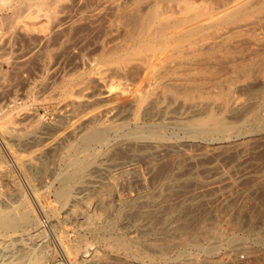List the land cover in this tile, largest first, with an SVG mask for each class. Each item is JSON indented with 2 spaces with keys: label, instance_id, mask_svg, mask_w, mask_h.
<instances>
[{
  "label": "rangeland",
  "instance_id": "obj_1",
  "mask_svg": "<svg viewBox=\"0 0 264 264\" xmlns=\"http://www.w3.org/2000/svg\"><path fill=\"white\" fill-rule=\"evenodd\" d=\"M4 1L0 2V115L3 114L0 116V128L3 131L8 130L9 133L5 131L7 135L2 134L0 137V168L2 169L0 171V207L6 205L10 207L13 203L18 204L22 195H25L26 201L37 214L39 221L41 222L45 218L49 225L44 242L32 240L28 235V237L23 236L24 238H22L17 233L5 231L6 234L11 233L9 234L11 236L14 234V237H9L10 242L7 241L9 239L3 240V243L15 244L16 247H10L18 248L14 251L17 252L19 247L22 249L21 241L28 246L26 247L23 244L24 250L17 252L16 257H12L16 260L12 258L11 260L19 264L20 261L24 260L23 255L25 258L29 255L31 247L42 243L40 250L45 251V253H48V251L53 253L47 262L48 264L55 256L64 252L74 264H98L93 261L92 256H87L92 254L93 251L99 255L108 252L107 254L112 256V260L108 264H153L150 257L158 262L156 264H219L228 262L230 264V260L239 253H246L251 258V264H264V140H262L264 139V95H262L264 84L260 80L263 79L262 76L259 77L260 79L258 76H256V79L255 76L240 79L238 89L235 88L237 92L234 89L233 94L230 95L232 98L231 103L221 107L223 109L212 111H216L218 115L220 114L219 117L222 118L216 117V123L219 122V119L220 122H224L223 125L227 124L222 130L217 129L216 124L213 125L212 129L214 119V122L208 119L209 123L212 124L208 123V126H210H207L209 129L206 131L195 133L191 129L184 128L191 125L193 121L200 120L203 115L201 120L205 121L207 117L209 118L205 115L212 114L206 111V113L203 111L200 115L198 113L195 116H193V113L185 114L184 111L179 109L185 98L184 94H178L179 97L177 94L175 95L176 101H172L171 107L173 115L171 113L166 115L168 118L161 115L159 119L162 118L163 120H159L155 116L153 117L154 120L149 119L145 122V129L142 127L139 131L136 127L137 122L133 116V111L130 112L128 108L123 109V111L121 108H115L114 112L111 110L108 114L104 108L106 104L104 105L100 101L97 102L100 97L106 96V92L108 94L111 84L118 85L119 92L123 93L125 91L121 95L122 99L131 97L132 91L136 90L138 82L140 83L141 80L133 73L135 71L139 75L136 65L143 60V58H140L141 55V57H145L143 61L145 59L148 61L153 56L156 61L152 59L149 62L157 64L160 61L158 62L160 63L159 66L164 64L167 72H170L169 66L174 69L173 66L175 67L179 59L185 58L188 61L197 57L195 55L199 54L201 50L203 52L206 50L205 48H210L211 42L212 44L218 42L217 45L221 44L217 50L218 58L221 56L226 57L227 54H230L229 50L235 53L239 48L238 52L240 53H236L235 56L238 57H236V60L248 59L256 52L264 54V0H55L56 2L46 0L49 4L45 0ZM151 4L153 6L150 7ZM31 5L35 7H31ZM41 5H43L42 8H40ZM156 6L159 11L161 10L162 17L157 15V13H160L157 12ZM19 7H22L23 10ZM152 10L155 13H152ZM2 16L4 17L2 18ZM27 16L28 18H26ZM153 16H155V19ZM162 18L164 20H160ZM184 20L185 23H181ZM157 21L158 23L161 22L160 28L157 27ZM165 21L167 22L165 23ZM255 23L259 25L257 26ZM154 24L157 28L154 27ZM242 26L244 27L242 28ZM162 27H165L163 30H166V45H163L165 40L161 42L162 46L155 44L154 41H146V44L141 41L144 40L146 34L149 32L155 34ZM189 31L192 32H190L191 37ZM168 33H171L170 37ZM236 33L238 34L236 35ZM199 38H202L200 42ZM127 40L128 42H126ZM137 44L143 46V48L148 47V50L141 47L143 50L140 53L145 50L143 54L136 53ZM226 44H229V46ZM181 45L183 46L181 47ZM235 48L237 49L235 50ZM194 49L200 52L196 53ZM191 50L193 53L195 52V55L191 54ZM223 51L226 55L221 53ZM207 52L208 50L204 53ZM130 53L132 56H130ZM150 53L152 54L150 55ZM175 53L180 54L179 57ZM118 54L120 55L118 56ZM135 54H138V57ZM146 54H148V58ZM220 54L222 55L220 56ZM115 55L118 56L119 62ZM181 55H184L183 58H181ZM124 56L127 61L124 60ZM168 56L177 59H170ZM136 58L139 61H136ZM221 60L223 58H220L219 64L222 63L224 66L222 64L218 65V61H216L215 64L217 65L214 63L210 65V71L212 72L216 68L217 70L213 71L215 74L212 73L216 76L221 74L220 79L223 76L227 80V76L231 75L232 70L229 67L231 68L233 64L231 62L233 61L225 58V61L221 62ZM184 62L186 61L184 60ZM130 63L132 64L130 65ZM133 63L135 67L132 66ZM194 73L198 74L196 71ZM217 73L219 74L217 75ZM227 73L229 74L226 75ZM91 77H94V81L91 80ZM99 78H103V82L98 80ZM95 79L98 81L95 82ZM226 80L224 83L228 84L230 81L227 80V82ZM86 82L90 86L87 84L84 87ZM101 82L105 83L101 84ZM97 84H101L102 88L105 85L104 90L101 89V85L99 87ZM82 85H84L83 87L88 94L81 90ZM79 86L81 89L78 88ZM72 87L81 90L80 93L83 91L82 95L77 89L72 90ZM90 87L92 90H90ZM87 89L90 91L88 92ZM102 90L103 95L101 94ZM72 91L76 94H74L75 96ZM84 95L85 97L90 95L86 98L92 95L91 99L93 98L92 100L96 102V107L93 105L78 108L76 105L74 106L76 107L75 110L73 108L75 97ZM99 95L102 96L97 98ZM214 97V95L212 97L205 96L206 101L209 98L214 99ZM254 97L257 101L254 100ZM166 104L168 102L164 105ZM92 109L98 111V118H100L97 121L98 128L100 127L101 130L104 128L100 131V133L104 132L100 136L101 139L104 136L102 140L104 145L99 142L95 147V150L99 153L95 159L97 161L85 172L86 174L72 177V179L68 178V180L66 173L72 170L70 158L73 160L77 155H82L85 149L80 147V150L76 146L77 149L75 148L74 152L73 150L68 152V147L71 146L70 144L76 145L80 140L79 137H81L79 135L87 132L89 127L85 128V126H88L87 120L91 116L89 111ZM214 113L215 117L216 114ZM3 116L7 118L9 116L10 118L6 119ZM196 116L201 117L197 118ZM33 118L35 119L33 120ZM5 119H10V122H6ZM140 119L142 121V117ZM76 121H79L78 124ZM225 121L228 123L225 124ZM185 122L187 125H185ZM8 123L10 124L8 125ZM74 124L75 126H73ZM32 125L35 126L32 127ZM72 128L76 130L73 132L71 131ZM33 130H35L34 132L37 131L35 139L27 143L26 141L18 142L17 138H20V135L21 138L22 136L25 138L26 133L28 134ZM12 133L16 140L12 139ZM137 133L140 134V139H138ZM16 134L19 136L16 137ZM229 135L232 136V139H224V136ZM121 141H123L122 144ZM244 142L251 144V151L249 149L248 153H242L236 148L237 143ZM159 144H165L166 146L165 151L163 149L159 154L160 156L155 157L147 154H150L154 149L156 150L160 146ZM6 146H8V149ZM173 146H176L175 150L171 148ZM67 154L69 155L66 156ZM191 154L196 156L202 154V156L191 161L189 159L192 157ZM26 157L27 160L29 158V161H25ZM246 160L247 162H244ZM4 164L6 166L2 167ZM68 169L71 170L68 171ZM247 172L248 178L244 176L243 179V175ZM250 173L251 175H249ZM63 175L66 176L63 177ZM64 188L65 193L71 194L69 201L65 204L61 201L62 199L59 200L60 198L56 196V193L61 189L64 190ZM143 191L147 193V196L140 198L138 193L140 194ZM15 193L16 195L17 193L23 194L20 197V195L14 196ZM18 197L19 201H17ZM120 198H123L124 205L122 206L119 202ZM3 202H6V205ZM34 230L32 229L31 232ZM35 231L32 235L37 233ZM143 233H146V235L143 236ZM139 234L143 236L146 242L139 244L141 245L139 246L141 251L139 260L127 257L123 253L120 256L121 259L116 255L114 256V251H110V249H113L112 245L115 243V239L124 236L129 239L131 237V240L139 243L137 238L140 236ZM133 235L135 238L132 239ZM233 238L235 240L232 245L234 251H229L228 242ZM203 249L209 250L211 256H205L202 252ZM18 255L20 260L17 259ZM195 256H198L200 261L191 259ZM164 257L166 261H164Z\"/></svg>",
  "mask_w": 264,
  "mask_h": 264
},
{
  "label": "bare ground",
  "instance_id": "obj_2",
  "mask_svg": "<svg viewBox=\"0 0 264 264\" xmlns=\"http://www.w3.org/2000/svg\"><path fill=\"white\" fill-rule=\"evenodd\" d=\"M3 2L4 0H0V2ZM6 1V0H5ZM4 1V2H5ZM8 1V0H7ZM32 1V0H31ZM49 1V0H48ZM48 1H46L45 0V2H47V4H49L48 3ZM55 1V0H54ZM89 1V0H88ZM14 2V1H13ZM53 2V1H52ZM56 2V1H55ZM235 2V1H234ZM238 2V1H237ZM43 3V2H42ZM117 3V2H116ZM119 3V2H118ZM242 3V2H241ZM258 3V2H257ZM12 4V3H11ZM28 4V3H27ZM114 4V3H113ZM147 4H149V3H147ZM154 4V3H153ZM169 4V3H168ZM174 4V3H173ZM234 4V3H233ZM236 4V3H235ZM1 5V4H0ZM9 5V4H8ZM54 5V4H53ZM75 5V4H74ZM95 5V4H94ZM116 5V4H115ZM117 5H119V4H117ZM122 5V4H121ZM161 5H162V3H161ZM5 6V5H4ZM25 6V5H24ZM30 6V5H29ZM33 5H31V7H32ZM51 6V5H50ZM101 6V5H100ZM126 6H127V4H126ZM150 7L151 6H153L152 4L151 5H149ZM175 6H176V4H175ZM174 6V7H175ZM33 7H35V6H33ZM38 6L36 5V8H37ZM43 7V5H41L40 6V8H42ZM47 7V6H46ZM54 7V6H53ZM134 7V6H133ZM158 7H159V5H158ZM165 7V6H164ZM185 7V6H184ZM188 7V6H187ZM19 8H22V7H19ZM25 8V7H24ZM28 8V7H27ZM118 8V7H117ZM120 8V7H119ZM156 8H157V6H156ZM169 8H170V6H169ZM18 9V8H17ZM29 9H33V8H29ZM46 9V8H45ZM81 9V8H80ZM85 9V8H84ZM83 9V10H84ZM101 9V8H100ZM104 9V8H103ZM111 9V8H110ZM115 9V8H114ZM158 9V8H157ZM178 9V8H177ZM252 9V8H251ZM21 10V9H20ZM22 10H23V8H22ZM22 10H21V12H22ZM51 10V9H50ZM118 10V9H117ZM181 10V9H180ZM184 10V9H183ZM27 11V10H26ZM94 11V10H93ZM96 11H97V9H96ZM120 11V10H119ZM153 11V10H152ZM154 11H155V8H154ZM152 12V13H155V12ZM159 11V9L157 10V12ZM250 11V10H249ZM36 12V11H35ZM109 12V11H108ZM122 12V11H121ZM161 12V10L159 11V13ZM248 12V11H247ZM34 13V12H33ZM32 13V14H33ZM151 13V14H152ZM175 13V12H174ZM209 13V12H208ZM17 14V13H16ZM22 14V13H21ZM98 14V13H97ZM99 14H100V12H99ZM106 14V13H105ZM119 14V13H118ZM18 15V14H17ZM123 15V14H122ZM125 15V14H124ZM156 15V14H155ZM157 15H159L160 17H162L163 15H161V13L160 14H158L157 13ZM203 15V14H202ZM10 16V15H9ZM52 16V15H51ZM140 16H142V15H140ZM159 16H158V18H159ZM4 16H2V18H3ZM12 17V16H11ZM15 17H17V16H15ZM19 17V16H18ZM17 17V18H18ZM35 17V16H34ZM95 17V16H94ZM129 17V16H128ZM144 17H146V16H144ZM154 17V19H155V16H153ZM166 17V16H165ZM195 17V16H194ZM256 17H257V15H256ZM22 18V17H21ZM26 18H28V16L26 17ZM50 18H52V17H50ZM87 18V17H86ZM124 18V17H123ZM133 18V17H132ZM139 18V17H138ZM148 18V17H147ZM204 18V17H203ZM5 19V18H4ZM55 19V18H54ZM88 19V18H87ZM146 19V18H145ZM150 19V18H149ZM148 19V21H150ZM166 19V18H165ZM190 19V18H189ZM195 19V18H194ZM211 19V18H210ZM33 20V19H32ZM77 20V19H76ZM101 20V19H100ZM121 20V19H120ZM131 20V19H130ZM139 20H141V19H139ZM153 20V19H152ZM157 20V19H156ZM160 20H164V18H162V19H160ZM159 20V21H160ZM173 20V19H172ZM183 20V19H182ZM196 20V19H195ZM261 20V19H260ZM96 21V20H95ZM154 21V20H153ZM169 21V20H168ZM257 21H258V19H257ZM264 21V20H263ZM26 22V21H25ZM120 22V21H119ZM130 22V21H129ZM139 22V21H138ZM163 22V21H162ZM167 21H165V23H166ZM173 22V21H172ZM174 22H175V20H174ZM187 22V21H186ZM256 22V21H255ZM260 22V21H259ZM11 23H14V22H11ZM20 23V22H19ZM92 23V22H91ZM93 23H95V22H93ZM135 23H136V21H135ZM134 23V24H135ZM153 23V22H152ZM160 23L161 22H159L158 23V21H157V27H159L160 28ZM164 23V24H165ZM169 23H170V21H169ZM168 23V24H169ZM179 23V22H178ZM181 23H185V20L184 21H182ZM202 23V22H201ZM244 23V22H243ZM15 24V23H14ZM98 24V23H97ZM132 24V23H131ZM148 24V23H147ZM159 24V25H158ZM183 24H182V26H183ZM256 25H257V23H255ZM261 24V23H260ZM263 24V23H262ZM151 25V24H150ZM155 25V24H154ZM169 25H171V24H169ZM181 25V24H180ZM200 25V24H199ZM208 25V24H207ZM244 25V24H243ZM259 25V24H258ZM257 25V26H258ZM9 26H11V25H9ZM22 26V25H21ZM27 26H28V24H27ZM36 26V25H35ZM120 26V25H119ZM246 26V25H245ZM29 27H30V25H29ZM109 27V26H108ZM113 27V26H112ZM122 27H123V25H122ZM125 27V26H124ZM147 27V26H146ZM155 28H157L156 27V25L154 26ZM165 27H167V26H165ZM165 27H162L161 29H162V31H161V29L159 30V29H157V30H159V31H161V32H159V31H157V32H155V34H153V33H151V32H149L150 34H152L151 36H150V34L148 33V34H146L145 36H144V40H141V41H143L144 42V44H146V41H154V43L155 44H158L159 46L161 45L162 46V41H164L165 40V42H163V43H165V44H163V45H166V41H167V39H165L166 38V33H165V31L166 30H163V29H165ZM184 27V26H183ZM187 27V26H186ZM192 27V26H191ZM198 27V26H197ZM222 27V26H221ZM244 26H242V28H243ZM247 27V26H246ZM1 28V27H0ZM17 28V27H16ZM94 28V27H93ZM175 28V26L173 27V29ZM189 28V27H188ZM187 28V30H189ZM256 28V27H255ZM13 29V28H12ZM151 29V28H150ZM154 29V28H153ZM167 29V28H166ZM172 29V30H173ZM179 29V28H178ZM199 29V28H198ZM248 29V28H247ZM260 29H262V28H260ZM11 30V29H10ZM132 30V29H131ZM171 30V29H170ZM171 30V31H172ZM191 30V29H190ZM192 30H194V29H192ZM220 30H222V29H220ZM231 30V29H230ZM253 30H255V29H253ZM19 31V30H18ZM144 31V30H143ZM155 31V30H154ZM168 31V30H167ZM175 31V30H174ZM177 31V30H176ZM217 31V30H216ZM233 31V30H232ZM251 31V30H250ZM261 31V30H260ZM92 32V31H91ZM130 32V31H129ZM136 32V31H135ZM147 32V31H146ZM145 32V33H146ZM170 32V31H169ZM178 32H179V30H178ZM186 32H188V31H186ZM190 32L191 31H189V35H190ZM206 32V31H205ZM221 32V31H220ZM235 32V31H234ZM248 32V31H247ZM253 32H255V31H253ZM263 32V31H262ZM9 33V32H8ZM95 33V32H94ZM102 33V32H101ZM175 33V32H174ZM184 33V32H183ZM192 33V32H191ZM196 33V32H195ZM219 33V32H218ZM243 33V32H242ZM257 33V32H256ZM5 34V33H4ZM131 34V33H130ZM188 34V33H187ZM217 34V33H216ZM221 34H222V32H221ZM238 33H236V35H237ZM112 35V34H111ZM129 35V34H128ZM144 35V34H143ZM219 35V34H218ZM223 35V34H222ZM232 35V34H231ZM248 35V34H247ZM256 35V34H255ZM30 36V35H29ZM85 36V35H84ZM83 36V37H84ZM132 36V35H131ZM168 36L170 37L171 36V33L169 34L168 33ZM181 36V35H180ZM188 36V35H187ZM227 36H228V34L226 35V38H227ZM250 36V35H249ZM260 36V35H259ZM7 37H9V36H7ZM87 37V36H86ZM126 37V36H125ZM184 37H185V34H184ZM190 37H191V35H190ZM214 37V36H213ZM224 37V36H223ZM256 37V36H255ZM24 38V37H23ZM110 38V37H109ZM143 38V37H142ZM172 38V37H171ZM176 38V37H175ZM174 38V39H175ZM218 38H220V37H218ZM217 38V39H218ZM258 38V37H257ZM260 38V37H259ZM147 39V40H146ZM182 39V38H181ZM200 40H199V42L202 40V38H199ZM214 39V38H213ZM106 40H108V39H106ZM110 40V39H109ZM131 40V39H130ZM191 40V39H190ZM248 40V39H247ZM30 41V40H29ZM113 41V40H112ZM171 41V40H170ZM192 41V40H191ZM215 41V40H214ZM213 41V42H214ZM251 41V40H250ZM256 41V40H255ZM254 41V42H255ZM258 41V40H257ZM126 42H128V40L126 41ZM139 42V41H138ZM137 42V43H138ZM222 42H224V41H222ZM237 42V41H236ZM148 43V42H147ZM185 43H187V42H185ZM190 43V42H189ZM191 43H193V42H191ZM207 43V42H206ZM219 43V42H218ZM218 43H213L212 44V42H211V46H209L210 48L209 49H207V48H205L206 50H208V52L207 53H204L205 51H203L202 52V50H201V52L199 51L200 50V46H199V54H197V55H195L194 53H193V49L191 50L192 52H191V54L193 55H195V56H197V57H195V58H192V59H190V60H186L185 58L184 59H179V61H177V63H176V65H175V67L173 66V68L174 69H171V67L169 66V65H167V66H169V70H171L170 72H167V69L165 68V65L163 64H161L160 66H159V64L160 63H158V62H160V61H158L157 62V64H155V63H151V62H149L150 60H152V59H154V57L152 56L151 58L152 59H150V60H148V61H146V59H145V61H143L144 60V56L143 57H141L140 56V58H143V60L142 61H140L138 64L136 63V62H134V61H132V62H134V63H136L137 65H136V69L138 70V73H139V75L137 74V72H135L133 69V73H135L138 77H140L139 78V80H140V83L138 82V86L136 87V90L135 91H132V95H130V92H129V95L131 96L130 98L128 97V99L126 98V99H122L123 97L121 96V95H123L124 94V92L123 93H121V92H119L120 91V88H118V85H113V84H111V87H110V90H108V94H107V92H106V96H104L102 93H103V88H104V86L105 85H103V88H102V85L101 84H104V83H102L103 81H102V79L103 78H99L98 80H101L102 82H101V89H103L102 90V92H101V94L103 95H99V96H97V98H99L100 96H102V97H100L98 100H97V102L98 101H100L101 103H104V105H105V111H107V113L109 114L110 112H111V110L113 111L115 108L116 109H118V108H121L122 109V111H123V109H127L128 108V110L131 112V111H133V113H134V117H135V120H136V127H137V129H138V131H139V129L141 128L142 129V127H144V129L146 128V123L145 122H147V121H149V119H153V117H155L156 116V118H158L159 119V117H161V115H163V116H165V117H167L168 118V116H166V115H168V114H170L171 113V111H173V110H171V107H172V101H176V99H175V95L177 94H184V96H185V98H184V100L181 102V108L179 107V109H181L182 111H184L185 112V114L187 113V115L190 113V114H194L193 116H195V114H198V115H200L203 111L205 112H211L212 114H210L209 113V115L207 114V115H205V116H209V118L207 117H205L206 118V120L204 121V120H201L202 119V117L204 116L203 114V116L201 117V116H196L197 118H199V117H201L200 118V120L199 119H197L196 120V122H192V124L191 125H188V126H185V125H187L186 124V122H185V127L184 128H186V129H191V130H193V132L195 131V133H199L200 131L202 132V131H206L207 129H209L208 127L212 124H210L209 122V120H211V122L213 121V119H214V123L212 124V129H213V125L215 126V124H216V128L217 129H219V130H222L223 129V127H225L227 124H226V122L227 121H225V124L226 125H223V123L222 122H220V120L219 119H222V118H220L219 117V115L217 114V112L216 111H214V112H216V113H214V112H212L213 110H215V109H223V108H221V107H224V105H226V104H230L231 102V96L230 95H232L233 94V90L236 88V89H238L237 88V86H239L238 85V82H239V80L240 79H242L243 77H245V78H250L251 76H255V79H256V76H258V78L260 77L261 78V76H262V78L263 79H260L261 80V82L264 84V54H262V53H257L256 52V54L255 55H252L250 58H248V59H237L236 60V57L237 56H235L236 55V53L238 52V50L240 49H238V50H236L237 48H235V53H234V51L232 52V51H230L229 50V52H230V54H225V52L223 53V52H221L222 54H224V55H226V57H222L221 55L222 54H220V58L222 59L223 58V60H221V62L222 61H225L224 60V58L225 59H227V60H229L230 61V59L233 61V62H231V63H233L232 65H231V68L229 67V69H231L232 71H233V73H232V71H231V75H228L229 73H227L226 75H228L227 76V80L228 81H230V82H228L225 78H223V76H222V79H220L221 77H219L221 74H219V73H217V75L219 74V76H216V75H214L215 73V70H217L216 68H215V70H213L212 72L214 73H212L210 70V65H212L213 63L215 64V63H217L216 61H218V65H221V64H219V61H220V58H218L219 56L217 55L218 54V52H217V50H218V47H220L221 46V44L220 45H217ZM240 43V42H239ZM247 43V42H246ZM249 43V42H248ZM259 44H260V42H258ZM257 43V44H258ZM263 43V42H262ZM98 44V43H97ZM102 44V43H101ZM114 44V43H113ZM128 44V43H127ZM131 44V43H130ZM139 44H140V42H139ZM230 44V43H229ZM229 44H226V45H228L229 46ZM237 44V43H236ZM256 44V45H257ZM135 45V44H134ZM142 45V44H141ZM167 45H168V43H167ZM203 45V44H202ZM225 45V46H226ZM239 45V44H238ZM252 45V44H251ZM112 46V45H111ZM137 46H138V44H137ZM136 46V47H137ZM145 46V45H144ZM149 46H150V42H149ZM172 46V45H171ZM175 46V45H174ZM183 45H181V47H182ZM187 46V45H186ZM227 46V47H228ZM231 46V45H230ZM236 46V45H235ZM234 46V47H235ZM259 46V45H258ZM261 47H262V45H260ZM86 47V46H85ZM139 47H140V50L138 51V49H139ZM141 47L143 48V46H138V48L137 49H135V50H137V51H135L134 49H132L133 51H135L136 53L138 52V54H143V52L145 51H143V52H141L140 53V51L141 50H143V49H141ZM147 47V46H146ZM166 47V46H165ZM178 47V46H177ZM188 47V46H187ZM194 47V46H193ZM204 47V46H203ZM226 47V48H227ZM239 47H240V45H239ZM249 47V46H248ZM109 48V47H108ZM126 48V47H125ZM124 48V49H125ZM160 48V47H159ZM158 48V49H159ZM162 48H164V47H162ZM197 48H198V46H197ZM264 48V47H263ZM110 49V48H109ZM146 50H148V47L147 48H145ZM157 49V50H158ZM175 49H176V47H175ZM190 49V48H189ZM201 49H202V46H201ZM227 49H229V48H227ZM233 49V48H232ZM245 49V48H244ZM248 49V48H247ZM261 49V48H260ZM156 50V49H155ZM195 51H196V49H194ZM225 51H226V49H224ZM124 51H126V50H124ZM129 51V50H128ZM127 51V53H129ZM160 51H161V49H160ZM175 51V50H174ZM198 51H196V53L198 52ZM248 51H250V50H248ZM257 51V50H256ZM263 51V50H262ZM109 52V51H108ZM130 52H132V51H130ZM135 52H133V53H135ZM149 52V51H148ZM217 52V53H216ZM220 52V51H219ZM228 52V53H229ZM264 52V51H263ZM116 53V52H115ZM120 53V52H119ZM124 53V52H123ZM123 53H122V56H123ZM126 53V54H127ZM153 53H154V51H153ZM165 53V52H164ZM170 53H171V51H170ZM178 53V52H177ZM180 54H181V51L179 52ZM185 53V52H184ZM187 53V52H186ZM240 52H238V54H239ZM98 54V53H97ZM113 54H114V52H113ZM125 54V55H126ZM131 54V53H130ZM138 54H135L136 55V57H138L137 55ZM149 54V53H148ZM148 54H146V56H147V58H148ZM152 53H150V55H151ZM156 54V53H155ZM155 54H153V55H155ZM167 54V53H166ZM176 54V53H175ZM180 54H176V56H178L179 57V55ZM237 54V55H238ZM253 54V53H252ZM48 55V54H47ZM100 55V54H99ZM110 55V54H109ZM117 55V54H116ZM115 55V56H116ZM120 54H118V56H119ZM128 55V54H127ZM135 55H133V56H135ZM145 55V54H144ZM223 55V56H224ZM98 56V55H97ZM118 56H116L117 58V61L119 62L120 60H118ZM129 56V55H128ZM130 56H132V54L130 55ZM156 56V55H155ZM164 56V55H163ZM167 56V55H166ZM173 56V55H172ZM175 56V55H174ZM175 56V57H176ZM182 57L181 58H183V56L184 55H181ZM239 56V55H238ZM250 56V55H249ZM248 56V57H249ZM91 57V56H90ZM106 57V56H105ZM109 57V56H108ZM162 57V56H161ZM175 57H169L168 56V58H170V59H173V58H175ZM244 57H246V56H244ZM103 58H104V56H103ZM114 58V57H113ZM119 58H121V57H119ZM124 58V60L125 61H127V59L125 58V56L123 57ZM128 58V57H127ZM131 58V57H130ZM139 58V59H140ZM163 58V57H162ZM167 58V57H166ZM167 58V59H168ZM188 58V57H187ZM238 58V57H237ZM111 59H112V57H111ZM134 59V58H133ZM169 59V60H170ZM175 59H177V58H175ZM218 59V60H217ZM113 60V59H112ZM122 60V59H121ZM123 60V61H124ZM132 60V59H131ZM138 59L136 58V61H137ZM141 60V59H140ZM184 60L186 61V62H184ZM84 61V60H83ZM139 61V60H138ZM153 61H156L155 59L153 60ZM163 61H165V60H163ZM171 61V60H170ZM117 62V63H118ZM129 62H131L130 60H129ZM166 62V61H165ZM165 62H162V63H165ZM105 64H107L106 62H104ZM109 63H111V62H109ZM128 63V62H127ZM133 63V67H135L134 64ZM168 63H170V62H168ZM223 63H225V62H223ZM104 64V65H105ZM122 64H124L123 62H122ZM132 63H130V65H131ZM155 64V65H154ZM167 64V63H166ZM217 64H215V65H217ZM227 64V63H226ZM229 64H230V62H229ZM119 65H121V64H119ZM111 66V65H110ZM113 66V65H112ZM131 66V67H132ZM166 66V67H167ZM222 66H224L223 64H222ZM230 66V65H229ZM126 67H127V65H126ZM129 68V67H128ZM168 68V67H167ZM212 68V67H211ZM219 68V67H218ZM117 69H119V68H117ZM130 69V68H129ZM128 69V70H129ZM93 70V69H92ZM131 70V69H130ZM129 70V71H130ZM86 71V70H85ZM108 71V70H107ZM128 71V72H129ZM194 71H196V72H198V74L197 73H194ZM229 71V70H228ZM112 72V71H111ZM122 72V71H121ZM218 72V71H217ZM94 73V72H93ZM96 73V72H95ZM100 73V72H99ZM110 73V72H109ZM125 73V72H124ZM94 75V74H93ZM92 75V76H93ZM96 75V74H95ZM104 75V74H103ZM102 75V76H103ZM120 75H122V74H120ZM127 75V74H126ZM168 75H170V77H168ZM101 76V77H102ZM128 76V75H127ZM132 76V75H131ZM107 77V76H106ZM123 77V76H122ZM226 77V76H225ZM93 78V79H92ZM118 78V77H117ZM137 78V77H136ZM135 78V79H136ZM252 78H254V77H252ZM257 78V79H258ZM138 79V78H137ZM228 82V84L227 83H224L225 82V80ZM90 80V79H89ZM91 80L92 81H94V77H91ZM97 79H95V82L96 81H98ZM127 80V79H126ZM138 80V81H139ZM259 80V81H260ZM263 80V81H262ZM87 81H88V79H87ZM104 81H106V80H104ZM135 81H137V80H135ZM81 82V81H80ZM90 83H91V81H89ZM94 82V83H95ZM111 82V81H110ZM93 83V82H92ZM100 83V82H99ZM131 83V82H130ZM246 83V82H245ZM83 84V83H82ZM86 84V85H85ZM84 85H82V87L84 86V87H86L87 86V82L85 83ZM108 84V83H107ZM110 84V83H109ZM108 84V85H109ZM116 84V83H115ZM134 84V83H133ZM89 85V84H88ZM92 85V84H91ZM97 85H99V84H97ZM100 85H99V87H100ZM126 85V84H125ZM137 85V84H136ZM81 86V85H80ZM80 86L78 87L79 89H81L80 88ZM90 86V85H89ZM89 86H88V88H89ZM94 86H95V84H94ZM261 86V85H260ZM84 87L81 89V90H84L85 91V93L86 94H88L87 92H86V90L84 89ZM135 87V86H134ZM78 88H75V89H73V87H72V90H78V92L80 93V91L81 90H79ZM133 88V87H132ZM261 88V87H260ZM134 89V88H133ZM236 89H235V91H236ZM90 90H92V88L90 87ZM89 89H87V91L89 92L90 91ZM94 90H95V88H94ZM119 90V91H118ZM122 90V89H121ZM130 90V89H129ZM263 90V89H262ZM73 92V93H72ZM71 93L74 95L75 93H74V91H72ZM76 92V91H75ZM83 92V91H82ZM81 92V93H82ZM94 92V91H93ZM237 92V91H236ZM264 92V91H263ZM77 93V92H76ZM80 93V94H81ZM172 93V94H171ZM261 93V92H260ZM84 94V93H83ZM85 94V95H86ZM98 94V93H97ZM100 94V93H99ZM104 94H105V92H104ZM242 94V93H241ZM244 94V93H243ZM73 95H72V97H73ZM76 95V94H75ZM74 95V96H75ZM82 95V94H81ZM85 95L84 96H81V97H75V105H73V108H75V110H76V107H74V106H76L77 105V107L78 108H83V107H87V106H89V107H91V106H93V105H95L96 104V102L94 101V100H92L91 99V97H92V95H91V97H89V98H86L87 96H90V95H87L86 97H85ZM126 95V94H125ZM215 96L214 97V99L213 98H209L207 101H206V99L207 98H205V96L206 97H208V96ZM245 95V94H244ZM255 95V94H254ZM253 95V96H254ZM262 95H264V93L262 94ZM78 96V95H77ZM94 96H95V92H94ZM181 96H183V95H181ZM258 96H261V95H258ZM258 96H257V98H258ZM71 97V96H70ZM122 97V98H121ZM178 97H179V95H178ZM245 97V96H244ZM95 98H96V96H95ZM94 98V99H95ZM205 98V99H204ZM240 98V97H239ZM251 98V97H250ZM180 99V98H179ZM197 99H199V100H197ZM213 99V100H212ZM244 99V98H243ZM259 99V98H258ZM263 99V98H262ZM205 100V101H204ZM211 100V101H210ZM254 100L255 101H257V99H255V97H254ZM260 100H261V98H260ZM241 101V100H240ZM252 101V100H251ZM259 101V100H258ZM166 102H168V104H166V105H164ZM180 102V101H179ZM260 102V101H259ZM74 103V102H73ZM249 103V102H248ZM251 103H253V102H251ZM236 104V103H235ZM258 104V103H257ZM72 105V104H71ZM95 107H96V105H95ZM231 107V106H230ZM245 107V106H244ZM93 108V107H92ZM229 108V107H228ZM232 108H234L233 106H232ZM247 108V107H246ZM89 109V108H88ZM85 110V109H84ZM99 110V109H98ZM127 110V111H128ZM180 110V111H181ZM231 110V109H230ZM234 110V109H233ZM254 110V109H253ZM89 111V110H88ZM91 111H93V112H91ZM91 111H89V114H91V116H90V118H89V120H87L88 122H87V124H88V126H85V128L86 127H89L88 128V130H87V132L86 133H84V134H81V135H79V136H81V137H79L80 138V140H79V142H77V144L76 145H74V144H70L71 146L70 147H68L69 149H68V152L70 151H72L73 150V152L75 151V148H76V146H77V148H79L80 149V147L81 148H85L84 149V151H83V154L82 155H77L76 156V158L75 159H71L70 158V160H71V166H72V170L71 169H68V171L69 170H71L70 172H67L66 174H67V179L68 178H70V179H72V177L74 178V177H78V176H80V175H84V174H86L85 172L86 171H88L94 164H95V162L97 161H95V159H96V156L99 154L98 153V151L97 150H95V147L97 146V144L100 142V144H103L104 142L102 141L103 140V137H102V139H101V133H102V135L104 134V132H101L100 133V131H102L101 129H100V127L98 128V124H97V121L98 120H100V118H98V111H94L93 109L91 110ZM100 111V110H99ZM105 111H104V113H105ZM177 111V110H176ZM10 112V111H9ZM12 112H13V110H12ZM11 112V113H12ZM77 112H79V111H77ZM100 112H103V111H100ZM114 112V111H113ZM112 112V113H113ZM205 112V113H206ZM228 112V111H227ZM10 113V114H11ZM111 113V114H112ZM124 113V112H123ZM174 113V112H173ZM182 113V112H181ZM180 113V114H181ZM204 113V114H205ZM213 113L214 114H216V116L214 117V115H213ZM230 113H231V111H230ZM128 114H129V112H128ZM172 114V113H171ZM242 114V113H241ZM247 114V113H246ZM3 115V114H2ZM2 115H0V116H2ZM6 115V114H5ZM8 115H9V113H8ZM12 115V114H11ZM102 115V114H101ZM132 115V114H131ZM160 115V116H159ZM173 115V114H172ZM81 116V115H80ZM179 116V115H178ZM186 116V115H185ZM192 116V117H193ZM237 116V115H236ZM245 116V115H244ZM4 118L6 117V116H3ZM78 117V116H77ZM142 117V121H141V118ZM189 117V116H188ZM187 117V118H188ZM191 117V118H192ZM219 117V119H218V123H216V120H217V118ZM224 117V116H223ZM248 117V116H247ZM2 118V117H1ZM8 118H10L9 116H8ZM7 117H6V119H8ZM11 118H13V117H11ZM72 118V117H71ZM76 118V117H75ZM98 118V119H97ZM129 118V117H128ZM133 118V117H132ZM164 118V117H163ZM195 118V117H194ZM215 118H216V120H215ZM5 119V120H6ZM14 119V118H13ZM35 118H33V120H34ZM124 119V118H123ZM122 119V120H123ZM161 120H163L162 118H160ZM159 119V120H160ZM169 119H170V117H169ZM204 119V118H203ZM209 119V120H208ZM31 120V119H30ZM80 120V119H79ZM132 120V119H131ZM154 120V119H153ZM157 120V119H156ZM190 120V119H189ZM226 120V119H225ZM4 121V120H3ZM10 122V119L9 120H6V122ZM14 121V120H13ZM38 121V120H37ZM158 121V120H157ZM176 121V120H175ZM222 121V120H221ZM79 122V121H78ZM78 122L76 121V123L78 124ZM85 122V121H84ZM100 122V121H99ZM98 122V123H99ZM104 122V121H103ZM128 122V121H127ZM141 122H144V123H141ZM190 122V121H189ZM11 123H12V119H11ZM14 123L16 124V122L14 121ZM83 123V122H82ZM129 123V122H128ZM162 123V122H161ZM176 123V122H175ZM191 123V122H190ZM208 123L210 124L209 126H208ZM228 123V122H227ZM10 123H8V125H9ZM70 124V123H69ZM85 124V123H84ZM83 124V125H84ZM87 124H85V125H87ZM103 124V123H102ZM148 124V123H147ZM232 124V123H231ZM6 125H7V123H6ZM12 125V124H11ZM31 125V124H30ZM128 125V124H127ZM158 125H161V124H158ZM16 126V125H15ZM14 126V127H15ZM35 125H32V127H34ZM73 126H75V124L73 125ZM72 126V127H73ZM77 126V125H76ZM108 126V125H107ZM149 126V125H148ZM208 126V127H207ZM230 126V125H229ZM80 127V126H79ZM211 127H210V129H211ZM10 128V126L8 127V129ZM76 128V127H75ZM73 129V130H71V131H73L74 132V130H76V129ZM78 128V127H77ZM84 128V127H83ZM6 129H7V127H6ZM33 129H35V128H33ZM40 129V128H39ZM105 129H107V128H105ZM140 129V130H141ZM143 129V131H145L146 132V130H144ZM150 129V128H149ZM157 129H159V128H157ZM30 130V129H29ZM31 130H32V128H31ZM37 130V129H36ZM80 130V129H79ZM109 130H110V128H109ZM150 130H152V129H150ZM149 130V131H150ZM181 130V129H180ZM215 130V129H214ZM227 130H229V129H227ZM230 130H231V128H230ZM6 131V130H5ZM3 131V129H1L0 128V137H1V135L2 134H6V132L8 131ZM9 131H11V130H9ZM14 131V130H13ZM35 130H33L32 132H30V133H26V135L27 136H25V138H23L24 136H22V138H21V135L19 136L20 138H17L18 139V142L20 141H26V143L28 142V141H31L32 139H35V137H36V132H34ZM39 131V130H38ZM78 131V130H77ZM84 131V130H83ZM106 131V130H105ZM212 131V130H211ZM225 131V130H224ZM224 131H221V132H224ZM141 132V131H140ZM154 132V131H153ZM7 133H9V132H7ZM14 133V132H13ZM12 133V134H13ZM17 133V132H16ZM32 133V134H31ZM155 133V132H154ZM214 133H215V131H214ZM226 133V132H225ZM15 134V133H14ZM14 134H13V138L12 139H14L15 137H14ZM22 134V133H21ZM41 134V133H40ZM74 134H76V133H74ZM106 134V133H105ZM138 134V133H137ZM149 134V133H148ZM160 134H161V132H160ZM7 135V134H6ZM11 135V134H10ZM24 135V134H23ZM140 134H138V139H140L139 136ZM156 135V134H155ZM155 135H153V136H155ZM17 136V134H16V137H18ZM75 136V135H74ZM121 136V135H120ZM130 136V135H129ZM128 136V137H129ZM4 137V136H3ZM142 137V136H141ZM145 137V136H144ZM156 137H157V135H156ZM160 137V136H159ZM77 138V137H76ZM75 138V139H76ZM132 138V137H131ZM147 138V137H146ZM151 138V137H150ZM23 139V140H22ZM117 139V138H116ZM199 139V138H198ZM224 139H232V136H224ZM14 140H16V139H14ZM104 140H106L105 138H104ZM129 140V139H128ZM143 140V139H142ZM159 140V139H158ZM254 140V139H253ZM262 140H264V139H262ZM127 141V140H126ZM249 141V140H248ZM122 142L123 141H121V144H122ZM241 142V141H240ZM250 142V141H249ZM249 142H244V143H241V144H239V143H237V145H236V148L237 149H239V151L240 152H242V153H248V151H249V149H250V151H251V148H250V146H251V144L249 143ZM111 143V142H110ZM117 143V142H116ZM120 143V142H119ZM126 143V142H125ZM125 143H123V144H125ZM180 144V143H179ZM5 145H7L6 143H5ZM59 145V144H58ZM104 145V144H103ZM118 145V144H117ZM128 145H129V143H128ZM160 145V144H159ZM259 145V144H258ZM257 145V146H258ZM79 146V147H78ZM126 146V145H125ZM157 146V145H156ZM155 146V147H156ZM4 147V146H3ZM7 147V149H8V146H6ZM114 147V146H113ZM175 147V148H174ZM261 147V146H260ZM76 148V149H77ZM120 148V147H119ZM129 148V147H128ZM162 148V150H160ZM171 148H173L174 150L176 149V146H173V147H171ZM170 148V149H171ZM226 148V147H225ZM234 148V147H233ZM254 148V147H253ZM252 148V149H253ZM1 149H2V146H1ZM116 149V148H115ZM163 149H164V151H165V149H166V146H165V144H161L160 146H158L157 147V149L155 150H152L151 152H150V154L149 153H147V151H149L148 149H147V151H146V153L148 154V155H151V156H160L159 154H161V152L163 151ZM217 149V148H216ZM81 150V149H80ZM122 150V149H121ZM134 150V149H133ZM132 150V151H133ZM178 150V149H177ZM39 151V150H38ZM123 151V150H122ZM136 151V150H135ZM253 151V150H252ZM114 152V151H113ZM129 152H131V151H129ZM137 152V151H136ZM229 152V151H228ZM124 153H126V152H124ZM133 153H135L134 151H133ZM144 153V152H143ZM164 153V152H163ZM201 153V152H200ZM203 153V152H202ZM227 153V152H226ZM232 153V152H231ZM69 154H67L66 156H68ZM133 155H135V154H133ZM136 155H138V154H136ZM141 155V154H140ZM143 155V154H142ZM172 155V154H171ZM7 156V155H6ZM64 156V155H63ZM132 156V155H131ZM190 156V155H189ZM191 156L192 157H190L189 159L192 161H194L195 159H198L199 157L201 158V156H202V154L201 155H199L198 154V156H196V155H192L191 154ZM260 156V155H259ZM139 157V156H138ZM4 158H5V156H4ZM72 158H73V156H72ZM112 158H113V156H112ZM246 158H247V156H246ZM253 158H254V156H253ZM25 159V158H24ZM68 159V158H67ZM243 159V158H242ZM251 159V158H250ZM6 160V159H5ZM65 160V159H64ZM64 160H62L63 162H64ZM110 160V159H109ZM170 160V159H169ZM245 160V159H244ZM25 161H29V158H28V160H27V157H26V160ZM147 161V160H146ZM6 162V161H5ZM5 162H3V163H5ZM66 162H67V160H66ZM68 162H69V160H68ZM188 162V161H187ZM242 162V161H241ZM244 162H247V160L246 161H244ZM7 163V162H6ZM27 163V162H26ZM103 163V162H102ZM109 163V162H108ZM112 163V162H111ZM257 163H258V161H257ZM261 163V162H260ZM2 164V163H1ZM66 164V163H65ZM133 164V163H132ZM217 164V163H216ZM240 164V163H239ZM243 164H245V163H243ZM17 165H19V164H17ZM69 165V164H68ZM100 165V164H99ZM103 165V164H102ZM114 165V164H113ZM124 165V164H123ZM6 165L4 164V166H2V167H5ZM101 166V165H100ZM104 166V165H103ZM243 166V165H242ZM1 167V166H0ZM126 167V166H125ZM246 167V166H245ZM253 167V166H252ZM66 168H68V167H66ZM71 168V167H70ZM4 169V168H3ZM96 169H98V168H96ZM100 169V168H99ZM125 169V168H124ZM137 169V168H136ZM135 170V169H134ZM240 170V169H239ZM0 171H2V169L0 168ZM64 171V170H63ZM66 171H67V169H66ZM104 171V170H103ZM125 171V170H124ZM132 171V170H131ZM92 172V171H91ZM126 172V171H125ZM125 172H123V173H125ZM64 173V172H63ZM122 173V172H121ZM135 173V172H134ZM137 173V172H136ZM257 174V173H256ZM255 174V175H256ZM62 175V174H61ZM126 175V174H125ZM130 175V174H129ZM242 175V174H241ZM246 175H247V177H246ZM249 175H251V173L249 174ZM66 176V175H65ZM64 175H63V177H65ZM134 176V175H133ZM244 176H245V178H248V172L245 174V175H243V179H244ZM82 177V176H81ZM86 177V176H85ZM101 177V176H100ZM125 177H127V176H125ZM138 177V176H137ZM250 177V176H249ZM66 178H63V179H66ZM139 178V177H138ZM62 179V180H63ZM83 179V178H82ZM101 179V178H100ZM140 179V178H139ZM142 179V178H141ZM235 179V178H234ZM261 179V178H260ZM69 180V179H68ZM121 180V179H120ZM176 180V179H175ZM64 181V180H63ZM105 181V180H104ZM107 181V180H106ZM125 181V180H124ZM171 181V180H170ZM83 182V181H82ZM85 182H87V181H85ZM92 182V181H91ZM84 183V182H83ZM234 183V182H233ZM237 183V182H236ZM63 185V184H62ZM94 185V184H93ZM65 186V185H64ZM115 186H117V185H115ZM80 187V186H79ZM95 187V186H94ZM66 189H67V186H66ZM106 189V188H105ZM80 190V189H79ZM116 190V189H115ZM65 191V188H64V190L63 189H61V190H59L57 193H56V196L58 197V198H60L59 200H61V201H63L64 202V204L65 203H67V201H69V199H70V197H71V194L69 193V194H67V193H65L64 192ZM69 191H71V190H69ZM69 191H67V192H69ZM87 191H89V190H87ZM170 191V190H169ZM2 192H3V190H2ZM230 192V191H229ZM3 194V193H2ZM21 194H23V193H20V194H18L17 193V195H16V193H15V195L14 196H18V195H20V197H21ZM70 195V196H69ZM0 196H1V194H0ZM120 196V195H119ZM138 196L141 198V197H145V196H147V193H145L144 191L142 192V193H138ZM152 196V195H151ZM6 197V196H5ZM73 197V196H72ZM26 196L25 195H22V198H21V201L18 203V204H16V203H13V204H11L10 205V207L9 206H7L6 205V202H3L6 206H3L2 208L0 207V231H1V233H0V240H1V242H0V263H2V264H13L14 263V260H11V258L12 257H16V253L18 252L19 253V251H23L24 249H23V244H25V242L23 243V241H21V248L22 249H20V247H19V250H17V252L16 251H14L15 249H18V248H14V247H16L15 246V244H13V245H11V244H7V242H5V243H3L4 241V239L6 240V239H9V237L11 238L12 236L11 235H9V234H11V233H9V234H6L5 233V231H11V232H14L15 234L17 233L18 235H20L22 238H24L23 236H30V239H32V240H37V242H41V241H43L44 239H46V237L43 235V232L40 230V221H39V218H38V216H37V214H35V211H33L32 209H31V205L28 203V201H26ZM137 199V198H136ZM20 199H19V197H18V200L17 201H19ZM125 200V199H124ZM129 200V199H128ZM3 201V200H2ZM127 201V200H126ZM11 202V201H10ZM119 202H121V206L122 205H124L123 204V198H120V200H119ZM128 202V201H127ZM224 202V201H223ZM72 203V202H71ZM126 203V202H125ZM2 204V203H1ZM228 206V205H227ZM126 207V206H125ZM134 207V206H133ZM65 208V207H64ZM138 208V207H137ZM224 208V207H223ZM174 209V208H173ZM186 213V212H185ZM123 214V213H122ZM122 216V215H121ZM113 217V216H112ZM127 217V216H126ZM144 217V216H143ZM148 220V219H147ZM146 220V221H147ZM149 223V222H148ZM264 223V222H263ZM95 225V224H94ZM153 227V226H152ZM89 228V227H88ZM122 228H124V227H122ZM145 228V227H144ZM32 229L35 231V232H37L36 234H34V235H32L33 234V232H31L32 231ZM135 229V228H134ZM2 231H4V232H2ZM152 231V230H151ZM159 231H161V230H159ZM166 231V230H165ZM20 234H19V233ZM110 232V231H109ZM137 232H138V230H137ZM154 232V231H153ZM117 233V232H116ZM128 233V232H127ZM140 233V232H139ZM147 233V232H146ZM146 233L144 234H142L143 236L144 235H146ZM161 233V232H160ZM181 233V232H180ZM111 235V234H110ZM140 235V234H139ZM142 235H140L139 237H137L138 238V240H139V243H135L133 240H131V237H130V239L129 238H127V237H121V238H117V239H115V243L112 245V248L113 249H110V248H108V249H110V251L112 250V252L114 251V256L116 255V257H120L121 256V254L123 253V254H125L127 257H132V258H135V259H138L139 260V257H140V248H139V246H141V245H139V244H141V242L142 243H146L145 241H144V239H143V236ZM149 235V234H148ZM17 236V235H16ZM19 236V237H20ZM27 236V237H28ZM134 236V235H133ZM150 236V235H149ZM14 237V236H13ZM39 237H41V239H39ZM146 237V236H145ZM133 238H135V236L134 237H132V239ZM262 238V237H261ZM232 239V238H231ZM22 240V239H21ZM24 240V239H23ZM135 240V239H134ZM145 240H147L146 238H145ZM7 241H9L10 242V239L9 240H7ZM30 241V240H29ZM46 241V240H45ZM195 241V240H194ZM234 238H233V240H230L229 242H228V248L230 249L229 251H234V247L232 246L233 244H234ZM36 242V243H37ZM44 242V241H43ZM49 242V241H48ZM189 242V241H188ZM113 243V242H112ZM153 243V242H152ZM42 244V243H41ZM39 245V244H35L33 247H31L30 249V253H29V255H27V253H26V255H27V257L25 258V256L23 255L22 257H23V259L24 260H22V257H21V260L22 261H18L19 262V264H48L47 262L49 261V258H50V256H52L53 255V253H50L49 251H48V253H45V251L43 252V250H40V248L42 247V245ZM148 244V243H147ZM179 244H181V243H179ZM257 244V243H256ZM17 245V244H16ZM26 245V244H25ZM28 245H30V244H28ZM32 245V244H31ZM51 245V244H50ZM50 245H48V246H50ZM157 245V244H156ZM11 246H14V247H12V248H10ZM20 246V245H19ZM37 246V247H36ZM200 246V245H199ZM216 246V245H215ZM17 247H18V245H17ZM26 247H28L27 245H26ZM165 247H167V246H165ZM178 247V246H177ZM180 247V246H179ZM206 247V246H205ZM88 248V247H87ZM29 249V248H28ZM107 249V250H108ZM172 249V248H171ZM175 249V248H174ZM207 249H209L208 247H207ZM207 249H203V254L205 255V256H207V257H209V256H211V252H209V250H207ZM55 250V249H54ZM163 250V249H162ZM26 251V250H25ZM28 251H26V252H28ZM164 251V250H163ZM179 251V250H178ZM15 252V253H14ZM81 252V251H80ZM84 252H86V251H84ZM91 252V251H90ZM106 252V251H105ZM167 252V251H166ZM173 252V251H172ZM108 252H106L105 254H97L95 251H93V253L92 254H88L87 256H92L93 257V261H95V262H97L98 264H108V263H110L109 261H111L112 259H111V257L112 256H110V254H107ZM212 253H214V252H212ZM10 254V255H9ZM86 254V253H85ZM140 254V255H139ZM183 254V253H182ZM22 255V254H21ZM125 255H124V257H125ZM163 255V254H162ZM180 255V254H179ZM55 256V255H54ZM86 256V257H87ZM110 256V257H109ZM18 258V260H20V258H19V255L17 256ZM121 258V257H120ZM163 258V257H162ZM161 258V259H162ZM188 258V257H187ZM12 259H15V258H12ZM122 259V258H121ZM127 259V258H126ZM134 259V260H135ZM148 259V258H147ZM166 258L164 257V261H166L165 260ZM192 260H195V261H200L199 260V258H198V256H195V257H192L191 258ZM191 259H189V260H191ZM16 260V259H15ZM116 260V259H115ZM150 260H151V263H153V264H156V263H158V262H156V260L155 259H153V258H151L150 257ZM163 260V259H162ZM161 260V261H162ZM85 261V260H84ZM90 261V260H89ZM121 261V260H120ZM86 262H87V260H86ZM192 263V262H191ZM14 264H18L17 262H15ZM90 264V263H89ZM94 264V263H93ZM193 264V263H192Z\"/></svg>",
  "mask_w": 264,
  "mask_h": 264
},
{
  "label": "built area",
  "instance_id": "obj_3",
  "mask_svg": "<svg viewBox=\"0 0 264 264\" xmlns=\"http://www.w3.org/2000/svg\"><path fill=\"white\" fill-rule=\"evenodd\" d=\"M40 230L43 232V235L46 237L47 231L49 228L47 220L44 218L40 222ZM41 237H39L40 239ZM65 253V252H64ZM59 253L53 258L50 264H74L70 257L67 254ZM251 258L246 253H239L233 259L230 260V264H251ZM219 264H229L228 263H219Z\"/></svg>",
  "mask_w": 264,
  "mask_h": 264
}]
</instances>
